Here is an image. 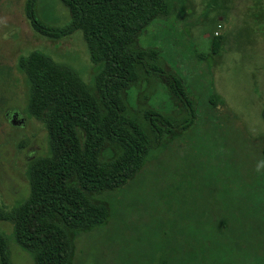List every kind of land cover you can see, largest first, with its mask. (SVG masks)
<instances>
[{"label":"trees","instance_id":"16d2710c","mask_svg":"<svg viewBox=\"0 0 264 264\" xmlns=\"http://www.w3.org/2000/svg\"><path fill=\"white\" fill-rule=\"evenodd\" d=\"M58 1L69 16L63 25H55L46 10L39 13L38 0H26L24 13L34 30L51 38L82 30L89 59L100 68L93 84L87 85L75 70L40 51L19 58L29 83L27 108L43 123L49 151L29 162L28 195L10 212L0 211V224L12 225L13 242L34 264H74L77 236L113 219L128 237L112 235L107 240L114 264H264V146L253 142L254 172L237 173L231 166L234 161L226 159L223 166L224 160L209 157V166L217 167L205 181L206 198L215 202H207L199 213L188 199L194 191L192 181L174 172L178 161L174 159L171 171L159 161L146 175L152 151L164 150L178 138H192L203 120L208 136L219 131L212 114L202 116L192 104L185 76L171 68L165 71L160 51L139 44L147 26L170 14V3ZM220 46L221 36H212L210 58ZM153 75L163 80L170 105H175L173 98L183 105L182 118L173 116L170 106H129V89ZM205 102L208 108L214 104L213 95ZM147 178L151 180L145 184ZM150 185L156 190L146 191ZM173 196L179 197L178 210L172 208ZM111 198L119 199L120 205L111 209ZM160 202L165 207L157 210ZM131 214L140 222L131 221ZM176 222L177 231H171ZM140 228L146 230L141 235ZM113 241L118 249L111 246ZM129 241L133 254L127 258ZM0 264H11L1 234Z\"/></svg>","mask_w":264,"mask_h":264},{"label":"rangeland","instance_id":"374dc122","mask_svg":"<svg viewBox=\"0 0 264 264\" xmlns=\"http://www.w3.org/2000/svg\"><path fill=\"white\" fill-rule=\"evenodd\" d=\"M25 1L0 0L2 212H10L28 195L29 162L49 151L43 123L27 108L29 83L18 66L19 58L33 50L40 51L56 63L75 70L80 80L87 85L93 84L94 76L100 68L89 59L82 30L77 29L60 38H51L37 32L24 13ZM165 1L170 3L172 11L165 18H157L147 26L139 36V44L160 51L165 71L172 69L185 76L190 84L189 98L193 100L192 104L195 107L197 105L202 116L211 113L219 124V131L208 136L206 120H203L192 138H178L166 149L152 151L144 168L148 176L159 161L168 166V171L176 166L174 159L178 161V169L174 172L186 182L192 181L194 191L188 199L190 206L199 213L207 202H215L212 198H206L205 181L208 175L216 172L214 168L217 167L209 166V157L218 158L219 163L224 160L223 166L227 165L226 159L234 161L231 166L237 173L254 172L253 142L264 146V0ZM37 9L39 13L46 10L49 16L55 18V25L60 26L68 21L67 9L58 0H38ZM216 35L221 36L220 50L210 58V40ZM156 76L143 77L137 86L129 89L128 104L131 108H139V104L163 110L173 107L165 92L163 80ZM210 95H213L215 103L208 108L205 100ZM172 101L175 105L171 114L182 118L185 115L183 105L177 99L173 98ZM15 112L17 115L12 116ZM150 180L147 178L144 183ZM211 187L216 186L211 184ZM145 190L152 192L156 189L150 185ZM134 191L130 190L126 197ZM111 199L108 201L111 209L120 205L119 199ZM150 202L148 197L146 203ZM178 202L179 197L173 196V209L178 210ZM130 204L131 201H126L127 206ZM143 204H137L138 208ZM160 207L165 206L161 202L155 206L157 210ZM149 209L152 211V207L149 206ZM136 218L135 214L129 217L131 221ZM136 222L140 221L137 219ZM120 227L112 219L89 233L79 234L75 241L74 264H114L112 258L115 253L107 249L106 242L112 235H122L128 239L127 233L120 230ZM178 227L179 223L176 222L171 231H177ZM137 231L140 234L146 230L140 228ZM0 234L6 239V252L9 253L11 264H34L30 255L13 242L11 223L2 222ZM112 244L113 248L118 249L114 241ZM129 244L130 241L125 246L127 258L133 254L132 245Z\"/></svg>","mask_w":264,"mask_h":264},{"label":"flooded vegetation","instance_id":"af4514ba","mask_svg":"<svg viewBox=\"0 0 264 264\" xmlns=\"http://www.w3.org/2000/svg\"><path fill=\"white\" fill-rule=\"evenodd\" d=\"M16 115H17V113H16V112L12 114V116H16ZM11 120H12V119H11ZM14 121H15V120H14Z\"/></svg>","mask_w":264,"mask_h":264}]
</instances>
